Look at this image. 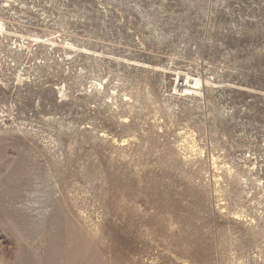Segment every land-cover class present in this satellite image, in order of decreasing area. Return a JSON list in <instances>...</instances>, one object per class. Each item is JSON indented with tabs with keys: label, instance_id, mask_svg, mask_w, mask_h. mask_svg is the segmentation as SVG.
<instances>
[{
	"label": "rangeland",
	"instance_id": "rangeland-1",
	"mask_svg": "<svg viewBox=\"0 0 264 264\" xmlns=\"http://www.w3.org/2000/svg\"><path fill=\"white\" fill-rule=\"evenodd\" d=\"M0 264H264V0H0Z\"/></svg>",
	"mask_w": 264,
	"mask_h": 264
},
{
	"label": "bare ground",
	"instance_id": "bare-ground-1",
	"mask_svg": "<svg viewBox=\"0 0 264 264\" xmlns=\"http://www.w3.org/2000/svg\"><path fill=\"white\" fill-rule=\"evenodd\" d=\"M176 80H177L176 88L180 92H184V93L185 92H192L194 90L196 91V89H198V87L201 86V81L198 78H196V77L191 78V76L189 77L187 74L186 75H182V74L178 75Z\"/></svg>",
	"mask_w": 264,
	"mask_h": 264
}]
</instances>
